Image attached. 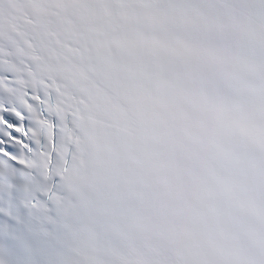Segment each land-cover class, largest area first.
<instances>
[{
	"label": "snow or ice",
	"instance_id": "1",
	"mask_svg": "<svg viewBox=\"0 0 264 264\" xmlns=\"http://www.w3.org/2000/svg\"><path fill=\"white\" fill-rule=\"evenodd\" d=\"M0 264H264V0H0Z\"/></svg>",
	"mask_w": 264,
	"mask_h": 264
}]
</instances>
